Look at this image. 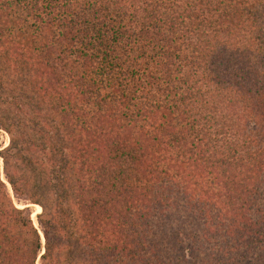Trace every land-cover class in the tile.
<instances>
[{
	"label": "trees",
	"instance_id": "obj_1",
	"mask_svg": "<svg viewBox=\"0 0 264 264\" xmlns=\"http://www.w3.org/2000/svg\"><path fill=\"white\" fill-rule=\"evenodd\" d=\"M0 129V264H264V0H0Z\"/></svg>",
	"mask_w": 264,
	"mask_h": 264
},
{
	"label": "rangeland",
	"instance_id": "obj_2",
	"mask_svg": "<svg viewBox=\"0 0 264 264\" xmlns=\"http://www.w3.org/2000/svg\"><path fill=\"white\" fill-rule=\"evenodd\" d=\"M9 141V136L7 134V132H5L4 130H1L0 129V146L2 145H6ZM0 175L2 178H4L3 174H2V171H1V159H0ZM31 207V211H32V218L34 220V223L36 224V220H35V216H36V213L40 211V206L36 205V204H31L30 205Z\"/></svg>",
	"mask_w": 264,
	"mask_h": 264
},
{
	"label": "water",
	"instance_id": "obj_3",
	"mask_svg": "<svg viewBox=\"0 0 264 264\" xmlns=\"http://www.w3.org/2000/svg\"><path fill=\"white\" fill-rule=\"evenodd\" d=\"M7 145V144H6ZM5 145V146H6ZM1 171H2V174H3V170H2V162H1ZM4 176V175H3ZM2 178V177H1ZM3 179V181L9 186V184H8V182L6 181V179H5V177L4 178H2ZM39 213V212H38ZM40 232V234H41V237H42V239L44 240V238H43V234L41 233V231H39Z\"/></svg>",
	"mask_w": 264,
	"mask_h": 264
},
{
	"label": "bare ground",
	"instance_id": "obj_4",
	"mask_svg": "<svg viewBox=\"0 0 264 264\" xmlns=\"http://www.w3.org/2000/svg\"><path fill=\"white\" fill-rule=\"evenodd\" d=\"M40 208V207H39Z\"/></svg>",
	"mask_w": 264,
	"mask_h": 264
}]
</instances>
